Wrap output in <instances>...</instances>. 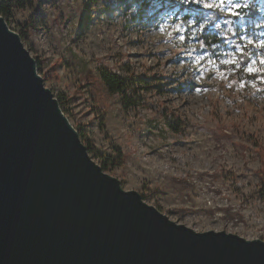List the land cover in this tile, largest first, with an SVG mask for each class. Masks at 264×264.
Instances as JSON below:
<instances>
[{
  "label": "clouds",
  "instance_id": "obj_1",
  "mask_svg": "<svg viewBox=\"0 0 264 264\" xmlns=\"http://www.w3.org/2000/svg\"><path fill=\"white\" fill-rule=\"evenodd\" d=\"M130 2L23 0L11 19L0 23L18 42L34 78L88 162L123 194L184 231L179 225L194 221L196 228L224 226L225 236H232L229 230H243L242 242L253 234L264 240V101L249 104L236 96L233 106L226 103L227 92L199 88L191 95L173 91L161 97L140 89L132 96L123 85L106 83L103 73L125 75L136 51L160 53V67L147 59L141 62L144 67L136 64L127 75L146 67L163 78L171 75L164 67L170 60L166 51L148 44L130 46L139 38L126 28L138 12L135 6L125 10L124 3ZM17 28L19 34H13ZM179 86L173 77L170 87ZM257 91L252 88L244 95ZM177 122L180 126L174 127ZM102 159L113 163H93ZM153 202L154 207L148 206ZM175 209H210L214 214L172 223Z\"/></svg>",
  "mask_w": 264,
  "mask_h": 264
},
{
  "label": "water",
  "instance_id": "obj_2",
  "mask_svg": "<svg viewBox=\"0 0 264 264\" xmlns=\"http://www.w3.org/2000/svg\"><path fill=\"white\" fill-rule=\"evenodd\" d=\"M179 226L88 162L0 23V264H264L261 239Z\"/></svg>",
  "mask_w": 264,
  "mask_h": 264
},
{
  "label": "rangeland",
  "instance_id": "obj_3",
  "mask_svg": "<svg viewBox=\"0 0 264 264\" xmlns=\"http://www.w3.org/2000/svg\"><path fill=\"white\" fill-rule=\"evenodd\" d=\"M6 1L11 5L10 15L0 16L8 21L23 0ZM133 6L138 12L126 28L128 31L135 30L139 38L130 42V46L142 49L148 44L151 48L166 51L170 60L164 67L171 70V75L163 78L153 72V67H146L138 75L133 74L139 79L130 89L132 96L140 89L170 97L173 91L177 96L191 95L199 88L201 92H227L226 103L233 106L238 103L236 96L249 104L264 101V0H131L124 3L125 10ZM253 6L258 9L260 17L254 18L249 14ZM15 32L19 34V29ZM135 55L137 59L125 65L122 78L131 76L127 73L132 72L136 64L144 67L141 62L147 59L157 62L154 67H160V53L136 51ZM246 56L250 57V61L244 65L242 59ZM173 77L180 83L174 89L170 87ZM252 88L259 91L245 96L244 92ZM179 126L180 122L174 125ZM94 161L101 166L109 160ZM105 172L114 176L107 170ZM150 205L155 206V202ZM174 211L178 215L169 218L175 222L180 217L214 214L210 209ZM184 225L198 232L225 231L224 226L196 228L194 221H186ZM228 233L246 238L243 230H229ZM253 235L254 238L249 240L260 239L259 235Z\"/></svg>",
  "mask_w": 264,
  "mask_h": 264
},
{
  "label": "trees",
  "instance_id": "obj_4",
  "mask_svg": "<svg viewBox=\"0 0 264 264\" xmlns=\"http://www.w3.org/2000/svg\"><path fill=\"white\" fill-rule=\"evenodd\" d=\"M10 7L11 5H9L6 0L1 1L0 2V15L5 16V17L10 15ZM249 14L251 15V17H254V18L260 17V13L258 12V9H256V7L254 6L250 7ZM249 61H250V57H247V56L243 57L242 59V63L244 65H246ZM103 76H104L106 83L110 84L114 88H119L121 85H123L124 86L122 89L123 91H129L130 89H132L135 84V81L139 79V78H135L133 75L128 76L126 78L117 77V76H113L111 73H108V72L103 73ZM131 102L134 103V100H131ZM85 145L87 146L86 143ZM106 163L108 165H111L113 161L109 160ZM101 167H103V164L101 165Z\"/></svg>",
  "mask_w": 264,
  "mask_h": 264
},
{
  "label": "snow or ice",
  "instance_id": "obj_5",
  "mask_svg": "<svg viewBox=\"0 0 264 264\" xmlns=\"http://www.w3.org/2000/svg\"><path fill=\"white\" fill-rule=\"evenodd\" d=\"M251 71V70H250Z\"/></svg>",
  "mask_w": 264,
  "mask_h": 264
}]
</instances>
